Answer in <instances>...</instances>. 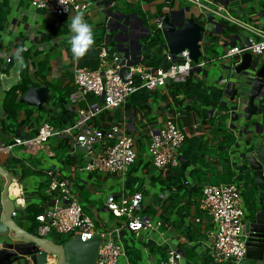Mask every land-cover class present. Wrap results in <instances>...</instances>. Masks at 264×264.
Masks as SVG:
<instances>
[{
    "label": "crops",
    "instance_id": "0c3cea01",
    "mask_svg": "<svg viewBox=\"0 0 264 264\" xmlns=\"http://www.w3.org/2000/svg\"><path fill=\"white\" fill-rule=\"evenodd\" d=\"M80 1L88 3L86 11H72L65 16L55 17L35 9L25 0H0V142L7 144L16 137L33 138L43 124H49L58 130L66 129L73 125L79 110L99 102L98 98L93 96L81 97L73 84L71 71L74 66L96 69L101 44H106L109 54L113 56L116 53L117 38L119 43L125 45L122 56L129 57L133 62L136 63L142 58L153 64L162 62L166 48L151 41L150 31L158 17L177 9L175 4H172L175 0ZM216 3L227 7L230 14L234 13L231 15L237 21L264 30V0H245L244 3L216 0ZM186 7L189 8L186 15L204 25V18L198 16L199 11L189 4L182 8ZM77 13H83L85 21L92 26L95 37L94 45L79 60L73 58L70 49L69 37L72 34L68 26L70 16ZM212 20L214 25H210L209 32L218 42L209 44V49H220L223 53L227 48L243 43L249 35V32L234 24H231L236 27L234 31H221V20ZM204 37L203 34L201 43ZM19 48L24 49L21 55L28 66L27 76L31 85H45L49 88V94L42 111L21 104L19 96L15 102L17 118L12 120L4 112L2 100L20 81L22 67L18 66L16 59ZM7 59L11 61L8 62ZM43 63L45 66L42 71H46L45 74H41L39 70ZM226 67L228 66L219 69L218 66V72L221 74L220 70H226ZM210 71L211 69L206 70L201 76L195 74L199 73L198 71L193 72L187 79L188 83L177 84L183 90V93L178 95V100L182 101L179 105L174 103L165 88L137 91L125 104H128L130 110L124 118L133 134L137 125L140 131H153L167 118H172L178 124L183 120L181 107L185 112L190 108L194 109L190 113L191 120L188 124L197 122L199 126L194 131L188 128V124L181 126L189 130H186V140L179 152L177 167L158 171L151 165L147 152L140 153L138 149L134 170L128 173L124 180L109 174L72 172L70 157L74 156L75 159L71 165L80 164L83 151H71L70 142L65 148L61 147L60 140L66 138L70 141L68 136L49 138L35 154L26 153L20 147L14 146L10 153L0 156V165L10 172L21 188L19 200L16 202L23 211L18 217L28 222L26 206H42L46 196L47 171L53 170L71 180L77 190L79 202L85 192L84 204H80L84 214L94 220L97 230L118 228L121 225V219L114 218L105 210L108 195H126L135 190L142 193L139 214L154 221L160 220L162 225L157 231H140L137 235L123 231L121 241L125 255L119 258L118 264H160L168 248H173L181 254L182 264H214L211 252L216 225L211 216L200 207L202 187L209 184L212 172H215L216 176H232L234 181L230 183L238 181L239 187L242 180L247 179L230 160L234 153L232 149L235 148L230 146L223 149L227 143L226 135L235 141L236 132L229 130L227 124L222 121L228 116L220 118V114L228 111L223 105L229 99V94L224 92V85L205 76V73L209 74ZM226 71L230 74L228 69ZM155 104L157 106L153 109ZM145 106H150L147 114H144ZM153 113L156 115L153 116ZM218 126L224 130L219 131ZM228 151H231V155ZM1 180L3 179L0 176ZM220 182L222 183V180ZM18 183L14 180L13 186L18 188ZM242 200L245 224V213L248 210L245 211L246 199L243 196ZM29 230L33 231L30 224ZM72 237L56 234L47 236L57 244Z\"/></svg>",
    "mask_w": 264,
    "mask_h": 264
},
{
    "label": "built area",
    "instance_id": "2783aa9c",
    "mask_svg": "<svg viewBox=\"0 0 264 264\" xmlns=\"http://www.w3.org/2000/svg\"><path fill=\"white\" fill-rule=\"evenodd\" d=\"M25 1L35 9L55 17L65 16L72 11H86L88 7L87 2L80 0H63L62 4L59 0ZM183 1L199 11L198 16L204 18L203 26L208 32L211 22H214L213 18L249 32L243 43L227 48L222 55L213 57L212 61H219L221 67L229 63L226 68L232 73L242 54L249 53L253 57L264 58V30L237 21L230 15L227 7L213 0ZM162 30L163 15L155 20L150 31L151 37L155 32L162 33ZM202 43L201 56L196 63L192 62L186 49L175 56L165 49L159 64L148 62L145 58L135 63L129 57L111 56L107 45L101 44L96 69L74 66L71 71L73 84L81 97L91 95L98 98L99 102L79 110L73 125L66 129L58 130L49 124H43L33 138L16 137L7 144L0 142V156L10 153L14 146L26 153L35 154L49 138L68 136L71 151H83L82 162L71 165L72 172L109 174L124 180L138 157L136 133L130 132L125 118L105 130L88 125V121L103 110H123L128 98L137 91H155L165 88L167 84L186 82L193 72L202 70L207 64ZM226 82V78H221L219 84L225 85ZM188 126L194 131L199 124L195 122ZM188 128L180 127L172 118H167L157 129L149 130L147 154L155 169L166 171L178 166L179 152L186 140ZM47 177L46 196L42 203L43 210L36 216L35 234L39 237L50 234L79 235L83 242L98 237L100 243L95 264H118L119 258L125 255L121 241L123 231L137 235L140 231H157L162 225L160 220L154 221L139 214L142 193L135 190L131 194H110L106 197L105 210L114 218L121 219V225L118 228L97 230L94 220L84 214L71 180L53 170L47 171ZM13 180L18 183L11 177L8 192L14 194L18 201L21 188L18 183L17 193L12 192L10 186ZM242 204V192L235 183L206 184L202 187L200 207L211 216L216 225L211 252L214 264H236L245 256L246 234ZM160 264H182L181 254L168 248Z\"/></svg>",
    "mask_w": 264,
    "mask_h": 264
},
{
    "label": "water",
    "instance_id": "95a60500",
    "mask_svg": "<svg viewBox=\"0 0 264 264\" xmlns=\"http://www.w3.org/2000/svg\"><path fill=\"white\" fill-rule=\"evenodd\" d=\"M187 13L188 7L177 8L163 16L164 45L161 47L173 56L186 49L196 63L201 56V40L206 29ZM115 41L114 56L121 57L125 45L117 38ZM231 74L224 85L229 99L223 107L228 111L220 117L227 115L222 121L229 130L236 132L231 144L234 153L231 155V150L228 154L232 165L245 173L246 182L251 183L255 205L245 213V256L236 264H264V58L242 54ZM205 76L218 82L223 78L222 75L215 78L207 72ZM48 94L47 86L31 85L19 102L42 111ZM0 176L3 179L0 181V264H95L98 237L83 242L79 235H74L57 244L47 237L37 236L29 230L28 222L18 217L23 209L8 192L11 174L1 165Z\"/></svg>",
    "mask_w": 264,
    "mask_h": 264
},
{
    "label": "trees",
    "instance_id": "16d2710c",
    "mask_svg": "<svg viewBox=\"0 0 264 264\" xmlns=\"http://www.w3.org/2000/svg\"><path fill=\"white\" fill-rule=\"evenodd\" d=\"M234 2H239V3H244L245 0H233ZM216 2V0H215ZM219 27L221 31L224 32H232L236 29V27L234 25L229 24L226 21L221 20L219 22ZM153 43L155 45H160L163 46L164 45V39L162 36V33L160 32H155V34L152 37ZM214 42H218L217 38L214 37L212 35L211 32H208L205 37H204V41H203V46H204V51L205 53H209L211 54L213 57H217V55L219 54L218 51L214 48H210L209 49V44L214 43ZM11 61V59H10ZM24 64L26 65L25 67L21 68V76H20V81L14 86L12 87L3 97L2 100V106H3V110L4 112L8 115V117L12 120H16L17 118V110H15V102L18 99L19 96H22L28 89V87L31 85V81L29 79V77L27 76V64L25 62V59L23 58ZM0 65H1V60H0ZM45 63H43L41 65V68L39 70L41 74H45L46 71H42V69L44 68ZM186 83H188V80L186 81ZM185 83V84H186ZM165 89L168 91L169 96L172 97L173 101L175 104L179 105L182 101H180V99L178 100V95H180V93H183V90L175 85V84H167L165 86ZM163 91V90H162ZM163 97H164V93L162 92ZM90 97H92L90 95ZM97 100V99H96ZM150 106H145V112L147 110H149ZM181 110H183V117L181 115V118H183L182 121L178 122V125L184 126L187 125L188 123H190L189 120H191L190 118V113H192L194 111L193 108L188 109L187 112H185L184 108L181 107ZM130 110V108L128 107V104L124 106L123 110H103L101 111L100 114L92 117L89 121H88V125H91L93 127L96 128H101L103 130L109 128L112 125L118 124L119 122H121L124 117H126L128 115V111ZM144 114H147L144 113ZM227 117V115H226ZM180 118V119H181ZM220 118H223L222 116ZM224 119V118H223ZM220 122V121H219ZM219 131L220 130H224L222 127L217 128ZM136 133V141H137V147L139 149V146L143 145L149 141V130L148 129H143L140 132H137V129L135 131ZM139 137V138H137ZM227 143L226 146L223 148V146L221 148L225 149V148H229V146H231V144L233 143V139H230L228 135H226L225 137ZM61 143V147L65 148L68 143V140L66 138L60 140ZM222 149V150H223ZM74 156L70 157L69 162H70V166L71 164L74 162ZM137 162L134 163V165H136ZM134 165L131 167V170L129 171V173L133 172L134 170ZM172 177L174 178V174L172 175ZM172 183H174V180H172ZM45 198V196H44ZM43 210V207L40 204H28L25 208V213H26V218L30 224V228L31 230H35L36 226H37V221H36V216L39 215ZM144 213V211L142 212Z\"/></svg>",
    "mask_w": 264,
    "mask_h": 264
},
{
    "label": "clouds",
    "instance_id": "9594fccd",
    "mask_svg": "<svg viewBox=\"0 0 264 264\" xmlns=\"http://www.w3.org/2000/svg\"><path fill=\"white\" fill-rule=\"evenodd\" d=\"M59 2L62 4L63 0H59ZM68 26L72 34L69 37L70 49L73 58L79 60L85 56L95 43L93 28L85 21L83 13H77L75 16H70ZM23 51V48H19L16 52V59L18 66L20 67L26 66L21 55Z\"/></svg>",
    "mask_w": 264,
    "mask_h": 264
},
{
    "label": "rangeland",
    "instance_id": "374dc122",
    "mask_svg": "<svg viewBox=\"0 0 264 264\" xmlns=\"http://www.w3.org/2000/svg\"><path fill=\"white\" fill-rule=\"evenodd\" d=\"M174 4H175V7L176 8H182L183 6H187L188 4L187 3H185L183 0H175V2H174ZM232 15H234V13H231ZM230 14V15H231ZM231 15V16H232ZM218 51V53L221 55L222 53L220 52V49H218L217 50ZM218 56V55H217ZM204 57H205V60L207 61V64L202 68V70H201V72H199V73H195V74H197V75H199L200 74V76L201 75H203L204 74V72L207 70V71H209L210 69H211V71L209 72V75L211 76L212 74H214L215 76V78L216 77H218V76H220L221 74H222V76H227V78L226 79H229L230 78V76H232V74L230 73V74H228V72L225 70V69H222V70H220V72H222L221 74L218 72V66H220V62L219 61H212V59H213V56L211 55V54H209V53H205V55H204ZM228 64L229 63H227L226 64V66H228ZM217 66V67H216ZM229 76V77H228ZM233 78H235V76L233 75ZM160 92V91H159ZM159 97H160V95H159ZM158 101V100H157ZM157 105L155 104V106H153V109L156 107ZM153 116L154 115H156V114H152ZM147 118L149 117V115H147L146 116ZM137 132H140V127H138V125H137ZM137 138H139V137H137ZM140 139V138H139ZM147 146L145 145V143L141 146H139V152L140 153H143V152H147ZM221 156H222V154H221ZM222 180V183L220 182ZM234 181V179H233V177L232 176H228V175H223V176H220V175H218V176H216L215 175V172H212L211 173V176H210V178H209V180H208V183L209 184H212V185H218V184H226V183H230V182H233ZM235 183L236 184H238V181H235ZM73 185V184H72ZM73 190H74V193L75 194H77V190H76V188L74 187V185H73ZM78 195V194H77ZM86 198V196H85V192H83V194H82V196H81V198H80V203L81 204H84L83 203V198ZM243 198L244 199H246L247 200V198H248V196H247V193L245 192L244 194H243Z\"/></svg>",
    "mask_w": 264,
    "mask_h": 264
},
{
    "label": "flooded vegetation",
    "instance_id": "af4514ba",
    "mask_svg": "<svg viewBox=\"0 0 264 264\" xmlns=\"http://www.w3.org/2000/svg\"><path fill=\"white\" fill-rule=\"evenodd\" d=\"M242 173V172H241ZM244 175H245V173H244ZM245 178H246V175H245ZM240 190H241V192H242V196H243V194L246 192L247 193V196H248V198H247V200H246V202H245V211H246V209H252V208H254V201H253V193H252V191H253V187H252V185H251V183H248V182H246V180H242V185L240 186Z\"/></svg>",
    "mask_w": 264,
    "mask_h": 264
},
{
    "label": "bare ground",
    "instance_id": "6f19581e",
    "mask_svg": "<svg viewBox=\"0 0 264 264\" xmlns=\"http://www.w3.org/2000/svg\"><path fill=\"white\" fill-rule=\"evenodd\" d=\"M14 181V180H13ZM19 189V187L17 188H15L14 186H13V182H12V184H11V186H10V190L12 191V192H15V194L17 193V190Z\"/></svg>",
    "mask_w": 264,
    "mask_h": 264
}]
</instances>
